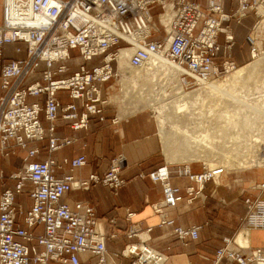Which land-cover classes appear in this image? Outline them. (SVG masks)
<instances>
[{"label":"built area","instance_id":"2783aa9c","mask_svg":"<svg viewBox=\"0 0 264 264\" xmlns=\"http://www.w3.org/2000/svg\"><path fill=\"white\" fill-rule=\"evenodd\" d=\"M13 1L14 17L5 4L0 24V63L6 44L22 43L25 56L0 65V158L8 154L11 146L25 148L30 141L47 139L50 153L71 145L73 138L55 135L59 119L74 120V129L86 127L90 114H100L104 119V106L108 104L106 83L120 77L118 57L123 49H134L129 64L135 68L145 66L153 56L162 53L182 69L186 88L222 78L237 66L230 54L235 44L233 28L224 22H241L250 14L259 16L258 6L264 5V0H236L237 9L226 12L222 0H208L205 6L192 0ZM156 7L159 8L157 18L152 14ZM220 34L224 35L223 42ZM21 51L20 46L15 47L16 53ZM74 51L82 62L73 73L63 76L71 71L68 62L74 59ZM95 58H99L97 64H85ZM42 65L41 80L25 85ZM60 91H66L80 102L83 108L80 117L76 103L62 106ZM40 95L45 96L44 106L27 101L29 96ZM42 114L49 122L48 136ZM38 151V148L29 149L20 169L10 175L15 181L14 188L0 189V264H29L30 261L84 264L80 258L83 253L97 255L99 261L94 264H107V235L95 205L76 201L71 207L62 198L72 189H89L93 183H103L118 194L126 183L121 176L127 165L125 155L115 156L104 175L77 179L73 171L86 165L85 155L70 161L65 159L63 164H70V172L60 177L57 170L63 164L52 158L31 160ZM224 173L222 168L211 170L204 165L200 171H194L192 166L183 164L179 174L193 183L186 188V202L192 203L197 197L205 200L204 187L216 183L215 178ZM148 177L163 189L162 199L151 204L159 217L158 225H173L182 244L188 239H197L202 225H177L167 211L185 200L181 189L171 183L168 165L150 172ZM2 178L0 169V183ZM262 185L259 189L263 195L244 201L242 228L264 229ZM17 193H27L31 198L32 205L27 211L15 205ZM133 215V212L127 213L128 217ZM19 216L27 229L15 227ZM37 224L44 227L41 235L31 231ZM139 232L132 225L127 235L137 236L138 241L127 244L115 256L133 258L130 264H160L163 257L169 258L168 253L151 246L149 239L139 237ZM30 241L42 246V250L35 245L29 247L26 243ZM235 242L234 237L225 239L212 264H264V248L244 247Z\"/></svg>","mask_w":264,"mask_h":264},{"label":"crops","instance_id":"0c3cea01","mask_svg":"<svg viewBox=\"0 0 264 264\" xmlns=\"http://www.w3.org/2000/svg\"><path fill=\"white\" fill-rule=\"evenodd\" d=\"M192 1H200L203 5L208 2V0ZM4 3L3 0H0V24L4 18ZM222 4L226 12H232L238 6L236 0H222ZM254 21L255 18L250 16L242 22L226 20L224 23L233 27L236 43H248L250 45L253 42L248 27L254 25ZM219 39L220 42H223L224 35L220 34ZM17 46L22 48L19 53L15 52ZM230 54L235 61L241 63L246 61V55L239 49L238 45L235 47V51H231ZM24 56L25 50L22 43L6 44L1 63ZM77 59L80 60V58ZM42 69L43 65L35 76L25 81V85L41 80ZM59 97L62 106L72 102L76 103L79 106L78 116L80 117L83 108L78 100L72 99L66 91H60ZM27 101L30 103L38 102L44 106L45 96H29ZM103 115L105 118L101 119L100 114H90L86 127L81 129L72 127L74 120L59 119L55 135L73 138L74 142L52 153L47 148V139L30 141L25 148L13 146L8 148V154L0 158V169L3 175L0 189L14 188L15 181L10 178V175L20 169L24 156L32 148L39 149L36 156L31 158L35 161L52 158L58 164H63L65 159L70 161L75 157L85 155L87 158L86 165L73 171L77 179H87L92 174L104 175L110 167L112 159L118 154H124L127 165L121 176L126 180V183L121 187L118 194H114L112 189L103 183H93L89 189H72L66 192L62 198V201L71 207H74L76 201H89L95 205L97 217L107 235V264H130L132 262L133 258L131 257L115 256V253L120 254L127 244L138 241L137 236L129 237L127 235L132 225L139 229V237L149 239L151 246L168 253L169 260L166 264H192L194 262L212 264L215 253L224 244V240L236 236H238L240 243L249 244L252 248H264V229L262 228L242 229L238 228L239 223L237 227L231 225V230L219 228V224L223 222L227 224L230 221L227 219L223 221L215 215L214 206L211 203L213 189L210 184L204 187L203 192L207 197L211 193V199L206 201L207 197L205 200L197 197L192 203L186 202V188L193 183L188 177L179 174L183 163L167 162L163 143L158 133L157 122L149 113L141 111L119 119L120 117L118 118L113 108L107 104L104 106ZM42 121L48 136L49 122L44 118V114H42ZM163 165H168L171 172V183L179 187L185 196V200L179 206L167 209L170 217L176 220L177 225L183 227L202 225L199 230V237L188 239L185 244H182L178 239L173 225H158L159 217L151 207L152 203L162 199L163 189L161 184L153 182L148 174ZM69 172L70 164L65 163L62 168L57 170V176L62 177ZM142 174L145 176L142 177ZM15 205L20 206L23 211H27L32 205V200L27 193H17ZM128 212H133L134 215L128 217ZM227 218L230 219V215ZM14 225L27 229L22 216L16 218ZM240 227H242L241 220ZM233 229L236 230L234 233ZM31 231L35 235H41L44 232V227L37 224L31 228ZM26 244L29 247L35 245L38 250L43 248L37 245L35 241ZM202 256L209 257V260ZM80 258L84 264H94L99 261V257L92 253H83ZM29 264L36 263L30 261Z\"/></svg>","mask_w":264,"mask_h":264},{"label":"bare ground","instance_id":"6f19581e","mask_svg":"<svg viewBox=\"0 0 264 264\" xmlns=\"http://www.w3.org/2000/svg\"><path fill=\"white\" fill-rule=\"evenodd\" d=\"M4 2L11 11V17H14V1L4 0ZM24 2L27 1L24 0ZM257 13L259 15V18L261 14L259 23V25L261 26L262 23L264 24V5L258 6ZM163 20L165 19L163 18ZM133 51V48H128L121 50L119 53V74L120 77H122L120 81V83L122 84L121 91L124 93L123 97L126 99V95H128L127 90L130 89L129 87H136L141 92H137L135 98L136 100L132 99L130 100V102L133 103L135 101L136 104L139 103L141 109L150 107L151 109H154V111H157V117L160 121L158 124L159 131L161 132V137L164 144L163 149L166 157L170 162H173V160L190 161L192 160V158L195 159V157H197L198 160L200 159L199 161H203L204 164H206L208 167L219 165L211 168V170L222 168L225 171L238 169L241 165H243L245 168L250 167L253 165V162L256 163V161L259 160L260 162L264 161V153L263 155H256L253 149L251 150L253 151L254 155L250 153V149L249 151H247L253 155V160L248 158L250 161L244 160L245 162H243L241 156L243 155L242 153H244L242 151L245 149L244 146L246 144L244 140H249L250 138L251 142L256 140L255 144L257 148V145L260 144H257V140H260L259 142L264 141V105H250L247 100L249 98V95H251L253 92H256L259 85L264 82V54L258 60H255L246 66L240 67L235 72H233L236 68L235 67L231 71L233 72V74H231L223 82L219 81L220 79L218 78L203 81L200 83V85H202L203 83L206 84H203V86H201L200 88L186 92V90H184L185 83L184 81L182 82L183 78L182 80L180 79V76L182 77L183 74L182 69L168 60L162 53L153 56L145 66L135 68L129 64V58ZM136 81L141 84L138 85ZM160 81L163 82V86L159 87H165V89L161 90L163 92L165 90V94L163 92L162 94L166 96L167 94L168 96L172 95L174 103L183 102V104H187L190 106L196 105L197 103L210 105L211 113L210 115H206L204 118V122L208 123L211 127L208 133H198L196 130L191 128V126L188 125L189 123L187 124V122L191 120L190 118L187 121V118L179 117L175 113L174 114L176 116L171 117L170 114H164L161 111V109L164 108L165 105H167L166 102L165 104H162V102L156 101L159 97L155 98L154 96H152L154 94L152 93L154 89L160 91L158 90L159 88H155V85ZM157 91L155 93L156 95ZM162 94L160 93L158 95ZM251 106L253 108H251ZM178 107L181 108L182 104L180 103ZM132 113H134V111ZM168 115L170 119L174 118V121H169L175 122L176 119L178 120L180 118L178 122L180 121L182 124L179 123L181 126L179 125V127L177 126L179 129H175V131L178 130V133L175 132L176 136L177 134H180V138L176 139L175 134H169L171 130L168 129V126L170 124H168L167 126V123L171 122L168 121ZM202 117L200 116V119ZM184 120H186V122ZM178 122H175V124L172 123V125H177ZM173 128H175V126ZM253 133H255L254 137L252 136ZM252 138H254L253 141ZM229 142H231V146H227ZM241 143H243L242 145L244 149H241ZM249 144L248 142L246 144L249 146V148L255 146H253L252 143L250 145ZM261 145L263 146L264 143H261ZM189 146L191 147V149H189ZM232 146H234L235 148ZM259 148L258 149L261 153L262 147ZM200 149L201 151L205 150L206 152L203 151V154L201 152V154L195 155L194 153H198L197 151H199ZM258 149L257 151L259 152ZM187 166L189 167L190 165L187 164ZM217 178L218 177L215 178V181ZM237 237L238 236L235 237L236 244L244 247H250L249 244L240 243L237 240ZM233 246L234 244L231 245V247ZM168 260L169 258L163 257L160 264H166Z\"/></svg>","mask_w":264,"mask_h":264},{"label":"rangeland","instance_id":"374dc122","mask_svg":"<svg viewBox=\"0 0 264 264\" xmlns=\"http://www.w3.org/2000/svg\"><path fill=\"white\" fill-rule=\"evenodd\" d=\"M198 2H200V1H198ZM4 5H5V3H4ZM203 6H205V5H203ZM158 12H159V8L158 7L154 8L152 10V14L154 15L155 18H157ZM250 16H253V18H255L254 25L252 24V25H250V27H248V31L252 34V38H254V40L252 39L253 43H250V45L248 43H236L237 40H236V36H235V33H234V29H233V33H234V36H235V44L232 47L231 51H235V47L238 45L239 49L241 51H243L244 54L246 55V61L245 62L241 63V62L236 61L237 66H236V68L234 69L233 72H235L240 67L246 66L249 63H251V62H253L255 60H258L264 54V24L262 23L261 26L259 25L261 14H260V18H259V16L253 15V14H250L247 17H250ZM73 55H74V59L72 61L68 62V64L71 66V71L69 73L63 75V76H66V75H69V74L73 73L75 70L78 69L79 63L82 62V61L77 59V58H79L77 51H74ZM98 61H99V58H95L94 61L89 62V63H85V64H87V66H93V65L97 64ZM233 72L228 73L227 75L223 76L222 78H218V79H220L219 81L223 82L231 74H233ZM121 78L122 77H120V78H118L116 80H112L109 83H106V84H108L107 85V88H108L107 89V93L108 94L106 96L107 100H108V105L113 108V110L115 111V113L118 116V118L120 117L119 119H121L123 117H128L130 115H133V114H135L137 112H141V111L149 113L151 115V117L153 118V120H155V122H157L158 133H159V136H160V138L162 140L161 132L159 131V125L158 124H159L160 121H159V119L157 117L158 116L157 111L155 110L156 111L155 112L154 109H151L150 107H146V108H142L141 109V106H140L139 103L136 104L135 101L134 102L132 101L133 103L130 102V100H132V99L136 100L135 98H136L137 92H141L136 87H129L130 89L127 90L128 91V95H126V99H125L123 97L124 93L121 91V89H122V84L120 83ZM180 79L182 80L181 76H180ZM182 82H183V80H182ZM136 83L138 85L141 84V83H138L137 81H136ZM106 84L104 86H106ZM203 84H206V83H203ZM203 84L199 85L197 87H194V88H186V86H185L186 84H184V90H186V92L193 91V90L203 86ZM159 86H163V82L160 81V82H158L155 85V88H159L158 90H160V91H157V89L156 90L154 89V91H152V93L155 94L156 91H157V95L155 94L156 95L155 96L153 94L152 96H154L155 98L159 97L158 100H156V101L162 102V104H165V102H166L167 105H165L164 108L161 107L162 108L161 111L164 114L168 113V114L171 115V117L172 116L175 117L177 115L179 117L187 118L186 119L187 121L190 118L191 120H189L187 122V124L189 123L188 125L191 126V128L196 130L198 133L199 132H201V133L204 132L206 134V133H208L210 131V128H211L210 125L208 123L204 122L205 121V119H204L205 116L206 115H210V113H211V110H210L211 108H210L209 104L207 105V104L197 103L196 105H191L190 106V105H187V104H183V102H179V103L175 102L174 103L173 102V96L172 95L168 96V94H167V96L164 95L165 94V90H164V92L161 91V90L165 89V87L162 88V87H159ZM146 92H148V91H146ZM158 92H160L161 94L163 92L164 93V94H162L163 96L162 95H158V94H160ZM161 96H162V98H161ZM165 98H167V99H165ZM160 99H162V100H160ZM247 100H248V103L250 105H255V104H259L260 106L264 105V82L259 85V87H258L256 92H253L251 95H249V98ZM204 102H206V101H204ZM180 103L182 104L181 108L178 107V105H180ZM251 108H253V107L251 106ZM121 109H122V111H121ZM133 111H134V113H132ZM200 116L201 117L203 116V117L200 119ZM168 117H169V115H168ZM176 118H178V117H176ZM173 119L174 118L170 119V117H169L168 121L169 120H173ZM178 120L176 119L175 122H178ZM186 120H184V121L186 122ZM173 121H169L171 123H167V126H168V124H170L168 126L169 127L168 129L171 130L169 132V134L170 133L171 134H175V137L177 139V138H180L179 137L180 134L179 135L177 134V136H178L177 137L176 133H178L177 132L178 130L175 131V129H177L179 127V125L182 124V123L179 121L177 123V125H172V123L175 124V122H173ZM174 126H175V128H173ZM252 136L254 137L255 133H253ZM250 139L249 140H244V141L246 142V144H247V142H248V144L250 142V144L252 143L253 146L255 145L254 147L256 148V150H255L254 147L249 148V146L246 145L245 142H244V144H245V146H244L245 149H244V147L242 145L243 143H241V145H242L241 149L245 150V151L241 150L242 152H244V153L241 152L243 154V155H241L242 159H243V162L250 161L248 158L253 160V155H254L253 151L255 152L256 155H258V154H260V155L262 154L263 155V153H264V151H263L264 145L263 146L261 145V143H264V141L263 142H259L260 140L259 141L257 140V144L260 143V144L257 145L258 148L262 147L261 149L263 151V152L261 151V153H260V150H259L260 148L258 149L256 147V144H255L256 140L253 141L254 138H252L253 142H251ZM162 143H163V141H162ZM227 146H231V142H229L227 144ZM232 147H234V146H232ZM246 147H247L248 150L246 149ZM189 149H191L190 146H189ZM249 149L250 150L253 149V151L252 150L250 151V153H252L253 155L250 154L249 152H247V151H249ZM257 149L259 150V152L257 151ZM203 151L206 152L205 150H203ZM203 151H201V149H200L199 151H197L198 153L195 152L194 154L198 155V154H201V152L203 154L204 153ZM193 159L194 158H192V160H190V161L189 160H181V161L173 160V162L172 161L170 162L169 159L167 158V162H169V163H183L185 165L188 164V165H190V167L192 166L194 171H200L202 169L203 165L207 166L206 164H204L203 161H199L200 159L198 160L197 157H195L194 160ZM257 160H259V159H257ZM258 162H260V160L256 161V163L253 162L252 166L246 167V168L243 165H241L243 167L240 166V168H238V169L225 170L224 175H222L220 178L216 179V182H218L219 184H217V183H209L211 185L212 189H213V195H212L213 199H212L211 203L214 206L215 215L218 216V218L222 219L223 221L225 219L230 221L227 224H224V222L219 224V228L230 229L231 225L237 227L238 223H239V227L238 228H242V227H240V220L245 215V206H244L245 199L248 198V197L256 198V197H258L260 195H263V191H261L260 189H262V186H263L262 184L264 183V161H261L260 163H258ZM216 166H219V165H216ZM216 166H213V167H216ZM213 167H210V168H213ZM209 199H211V193L206 198V201L209 200ZM224 199H226V201H224ZM229 215L231 217L230 219L227 218V217H229ZM228 224H230V225H228ZM232 231L234 233L236 230L233 229ZM237 240H238V237H237ZM218 243L220 244V241H218ZM224 244H225V240H224ZM202 257L205 259L207 256H202ZM207 258H209V257H207Z\"/></svg>","mask_w":264,"mask_h":264}]
</instances>
